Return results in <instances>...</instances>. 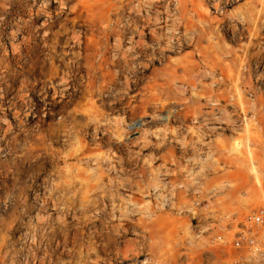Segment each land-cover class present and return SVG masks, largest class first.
I'll return each mask as SVG.
<instances>
[{
    "label": "rangeland",
    "instance_id": "1",
    "mask_svg": "<svg viewBox=\"0 0 264 264\" xmlns=\"http://www.w3.org/2000/svg\"><path fill=\"white\" fill-rule=\"evenodd\" d=\"M208 1L66 0L62 7L56 0H0V264H83L70 238L77 222L72 212L82 217L78 226L86 225L84 235L90 226L84 216L96 215L103 236L111 231L109 210L104 215L81 214V187L85 181L94 183L100 173L105 183L113 185L104 204L127 211L123 227L130 233L118 239L120 245L137 240L139 256L124 264H219L233 252L215 243L214 237L231 238L250 211L264 208V118L252 115L254 104L264 114V81L258 79L264 74V12L258 16L260 4L252 0H232L229 5L220 0L218 10L216 0ZM198 13L213 22L211 33L201 35ZM12 33L19 42L14 54ZM73 34L104 44L109 60L114 43L121 41L123 48L128 47L131 37L134 42L144 40L154 53L127 64L119 61L116 89L112 94L110 89L95 93L97 123L84 111L89 99L81 92L86 85L84 61L70 62L73 54L66 51V45L74 42ZM170 35L175 36L174 50H167ZM209 42L219 45L220 51L207 49ZM150 59V70L143 71L142 64ZM188 62L195 66L194 75L211 72L193 80L194 91L183 70ZM63 63L70 67L69 93L76 94L71 98L52 93V71L63 68ZM132 67L136 75L129 73ZM165 75L181 85V93L167 101L177 114L169 126L157 120L146 127L151 144L144 148L138 133L126 139L116 130L115 120L147 122L148 116L157 113L164 118L168 107L162 112L148 109L146 114L132 107L142 97L158 94L162 89L149 85L156 78L164 83ZM125 76L133 82L128 94L131 105L127 100L116 105L124 93ZM78 102L85 113L73 119ZM243 107L245 116L240 113ZM163 129L167 130L165 140ZM37 132L41 139L34 151ZM236 142L238 150L233 149ZM75 147L82 151L79 159L68 156ZM43 201L44 212L40 210ZM39 214L50 216V222L36 223ZM98 256L115 258L113 254Z\"/></svg>",
    "mask_w": 264,
    "mask_h": 264
},
{
    "label": "bare ground",
    "instance_id": "2",
    "mask_svg": "<svg viewBox=\"0 0 264 264\" xmlns=\"http://www.w3.org/2000/svg\"><path fill=\"white\" fill-rule=\"evenodd\" d=\"M62 7H65V1L66 0H56ZM210 1V0H209ZM208 1V2H209ZM245 1V0H243ZM256 6L257 4H260L261 9H259L257 11L258 16H261L262 13L264 12V0H252ZM9 2V1H8ZM19 2V1H18ZM149 2V1H147ZM232 2V0H225V4L229 5ZM238 2V1H237ZM68 3V2H67ZM146 4V3H145ZM220 0H216V2L214 3V8L216 10H218L220 8ZM234 4V3H233ZM50 5V4H48ZM52 5V4H51ZM134 5V4H133ZM147 5V4H146ZM248 5V4H247ZM44 6V5H43ZM21 7V6H20ZM49 7V6H48ZM245 7V6H244ZM28 8V7H27ZM249 8V6H248ZM17 9V8H16ZM22 9V8H21ZM24 9V8H23ZM41 9V8H39ZM19 10V9H18ZM221 10V9H220ZM46 11V10H45ZM15 12V11H14ZM18 12V11H17ZM16 12V13H17ZM28 12V11H27ZM50 12V11H49ZM48 12V13H49ZM147 12V11H146ZM167 12V11H166ZM148 13V12H147ZM171 13V12H170ZM150 14V13H149ZM148 15V14H147ZM198 19L199 22L203 23L202 29H201V35H207L208 33L212 32V21L209 20V18L206 17V15L198 13ZM19 16V15H17ZM44 16V15H43ZM47 16V15H46ZM244 16V15H243ZM16 17V16H15ZM148 18L150 16H147ZM157 17V15L155 16ZM52 18V17H51ZM147 18V19H148ZM159 18V17H158ZM168 18V17H167ZM87 19V18H86ZM145 19V18H144ZM25 20V18L23 19ZM22 20V21H23ZM50 20V19H49ZM128 20V19H126ZM150 20V19H149ZM152 20V19H151ZM157 20V19H156ZM32 21V20H31ZM34 21V20H33ZM166 21V20H165ZM43 22V21H42ZM155 22V21H154ZM243 22V21H242ZM241 22V23H242ZM235 23V22H234ZM20 24V23H19ZM29 24V23H28ZM27 24V25H28ZM147 24H151V23H147ZM218 24V23H217ZM227 24V23H226ZM43 25H47L46 21L43 22ZM51 25V24H50ZM229 25V24H228ZM3 26V25H2ZM22 26V25H21ZM25 26V25H24ZM166 26V25H165ZM223 26V25H222ZM234 26V25H233ZM19 27V26H18ZM26 27V26H25ZM171 27V26H169ZM176 27V26H175ZM6 28V27H5ZM48 28V27H47ZM166 28V27H165ZM231 28V27H230ZM237 28V27H236ZM13 29V28H12ZM26 29V28H25ZM31 28H29L30 30ZM101 30V29H100ZM140 30V28H139ZM155 30V29H154ZM168 30V29H165ZM176 30V29H175ZM2 31V30H1ZM24 31V30H23ZM47 31V30H46ZM178 31V30H177ZM13 32V31H12ZM49 32V30H48ZM229 32V31H228ZM20 33V32H19ZM26 33V32H25ZM43 33L45 34L44 30ZM145 33V32H144ZM156 33V32H155ZM154 33V34H155ZM5 34V33H4ZM13 34V33H12ZM31 34V33H30ZM29 34V35H30ZM46 35V34H45ZM44 35V36H45ZM133 35V34H132ZM13 40L12 42H10V50L11 53L14 54L17 51L18 48V44L19 42H15L16 37L14 36V34L12 35ZM21 36V35H20ZM88 36V35H87ZM130 36V35H129ZM142 33L138 34V37L141 38ZM25 37V36H24ZM23 37V38H24ZM28 37V35L26 36ZM74 42L72 44H67L66 45V51L69 53L73 54V60L71 59L70 62H78L80 60L84 61L85 64V72H86V85L84 88V91H81L84 95H87L89 97L88 99V107L84 109L85 112L88 113L89 116H91V120L96 122L97 121V116L99 114L98 110L95 107V93L96 92H101L103 90L108 91L110 89V91L108 92L109 94H112L115 86H116V81L119 79V76L121 74L120 70L117 69V67H119V61L123 60V62L125 64H127L129 61L134 62L137 58L141 57V56H145L147 55V53L149 54H154L153 51H151L147 46H145L143 44L144 40H136V42L133 41V38H130V45L128 47L123 48V46L120 44V42H115V46H114V52L112 53V57L111 59H107V57L105 56V54L107 53L108 48L104 45L101 44L99 42H93L91 40H81L80 36L78 34H73L72 36ZM118 37V36H117ZM174 35H170L169 36V44H168V48L167 50H172V40L174 39ZM21 38V39H23ZM124 38V37H123ZM28 40V38H25ZM102 39V38H101ZM117 40V39H116ZM1 41V40H0ZM5 41V40H4ZM118 41V40H117ZM143 41V42H142ZM180 41V40H179ZM3 42V41H2ZM24 42V41H22ZM29 42V41H28ZM59 42V41H58ZM114 42V41H113ZM147 43V42H146ZM168 43V41L166 42V44ZM25 44V43H24ZM30 44V43H29ZM61 44V43H60ZM126 44V43H125ZM151 45V44H150ZM217 45V44H216ZM212 45L211 42L208 43L207 49H211L215 50L216 52H219L220 50V46L219 45ZM7 46V45H6ZM61 46V45H60ZM154 46V45H153ZM159 46V45H158ZM163 46V45H162ZM26 47V46H25ZM156 47V46H155ZM164 47V46H163ZM1 48V47H0ZM20 48V47H19ZM27 48V47H26ZM179 48V47H178ZM54 50V49H53ZM174 50V49H173ZM4 51V50H3ZM8 51V50H7ZM6 52V51H5ZM21 52V51H20ZM63 52V51H62ZM159 52V51H158ZM7 54V53H6ZM20 54V53H19ZM63 54V53H62ZM117 54L119 55V58H117ZM9 55V54H8ZM58 55V54H57ZM218 55V54H217ZM7 56V55H6ZM16 56V55H14ZM66 56V55H65ZM150 56V55H147ZM219 56V55H218ZM264 56V55H263ZM21 57V55H20ZM131 57H133L131 59ZM156 57V56H155ZM10 58V57H9ZM14 58V57H13ZM16 58V57H15ZM68 58V57H67ZM163 58V57H162ZM66 59V58H65ZM164 59V58H163ZM254 60V59H253ZM54 61H58L57 59H55ZM65 61V60H64ZM63 61V62H64ZM67 61V60H66ZM237 62V60H236ZM65 63V62H64ZM63 63V64H64ZM142 63V62H141ZM153 61L152 59L149 60L148 63H143L142 64V68L144 69L143 71H147L150 70V66L152 65ZM69 64V63H68ZM255 64V63H254ZM78 65V63H77ZM5 67V66H4ZM55 67V66H54ZM61 67H56L54 68V72L52 71V84L53 86L52 88V93L53 96H57L58 94L62 97H66L67 98H71L72 96L76 95V94H70L69 93V88H70V72H69V66L67 64H64ZM264 67V66H263ZM52 70V69H51ZM142 70V69H141ZM183 70L186 76L189 77V79L191 80L190 82H192V91L195 90V86L193 84V80H197L199 77H203L206 75H210L211 72L210 71H203L201 72V74L199 76L194 75V71H195V66L191 63H187L186 65H183ZM201 70V69H200ZM262 70V69H261ZM264 70V69H263ZM45 71V70H44ZM43 71V74H44ZM140 71V70H139ZM129 73L131 74H137V70L134 69V67H132V70H129ZM256 73V72H255ZM51 74V73H50ZM49 74V75H50ZM130 74V75H131ZM259 75V74H258ZM22 76V75H21ZM42 76V75H41ZM161 77V76H159ZM28 78V77H27ZM173 78V77H172ZM72 79V78H71ZM158 78H156L154 80V83L149 85V88L154 89V88H161L162 90H160V92L158 94H154V93H150V95L146 96V97H142L141 100L139 101V104L134 105L132 107V110L135 109H141L143 114H146L147 110H151L153 112L160 110V112H162L164 109H166L169 105V103L167 102L169 99L174 98L176 96V94L178 92L181 93V85H174V79L169 80L168 76L165 75L163 76V81L164 83L158 82L157 80ZM258 79L261 81H264V74L258 76ZM50 80V79H49ZM74 80V79H73ZM20 81V80H19ZM27 81V80H26ZM23 82V81H22ZM46 82V81H44ZM73 82V81H72ZM20 83V82H19ZM50 83V82H49ZM132 80L129 79L128 76L124 77V85H125V89H124V93L123 95L120 97H118L119 100H115L114 104H123V101H126L125 103L128 105H131V101H130V97H128L129 91L133 89V84H132ZM51 84V85H52ZM46 85V83H45ZM50 85V84H49ZM174 85V86H173ZM2 86V85H1ZM25 86V85H24ZM22 86V87H24ZM20 87V86H19ZM26 88V87H25ZM76 88V87H75ZM42 89V88H41ZM40 89V90H41ZM166 89H168L167 91H165ZM18 90V89H17ZM24 90V89H23ZM72 91V90H71ZM19 92V90H18ZM80 92V93H81ZM3 93V91L1 92ZM24 92H22L23 94ZM194 93V92H193ZM19 94V93H18ZM25 94V93H24ZM39 94V93H38ZM1 95V94H0ZM115 95V94H113ZM116 97V96H115ZM163 97L164 100L163 101ZM63 98V100H64ZM98 98V97H97ZM23 99V98H22ZM96 99V98H95ZM101 100V99H99ZM1 101V100H0ZM17 101V100H16ZM111 101V100H110ZM239 101H241V99H239ZM114 102V101H113ZM1 103V102H0ZM60 103V102H59ZM201 103V102H200ZM260 106H263V101L260 100L259 101ZM1 105V104H0ZM66 105V104H65ZM113 105V104H112ZM172 105V104H171ZM254 108L252 111V115L253 117H257V118H264V114L262 113L263 111L261 109L256 108V104H254ZM12 106V105H11ZM21 106H23L21 104ZM26 106V105H25ZM173 106V105H172ZM192 106V104L189 106ZM10 107V106H9ZM82 104L80 102H78L77 104V108L73 110V119L80 117L82 112H84L82 110ZM21 108V107H20ZM64 108V106H63ZM193 109V107H192ZM223 111V109H221ZM18 111V110H17ZM21 111V110H20ZM23 111V110H22ZM63 111V110H62ZM166 115L163 117L160 116V114H153L148 116L149 121H133V122H129V123H125L123 120L121 119H117L115 120L116 124H117V128L116 130L121 134V135H125L126 139L131 140L130 136L132 134L138 133V137L140 142L143 144L142 146L144 148H147L150 146V142L147 140V135L148 133L146 132V127L149 125H152L155 121L160 120L161 122H163V124L165 123V125H168L171 121L175 120L174 117L177 114V109L176 108H167L166 110ZM247 110L242 109V111L240 112L241 114H243L244 116L246 115ZM84 112V113H85ZM221 112V111H220ZM26 113V112H24ZM44 113V112H43ZM15 114V112H14ZM17 114V113H16ZM46 114V113H45ZM223 114L227 116V112L224 110ZM230 114V113H229ZM181 115V114H180ZM221 115V114H220ZM104 116V115H103ZM187 116V115H186ZM5 117V116H4ZM7 117V116H6ZM54 117V116H53ZM122 117V116H121ZM215 117V116H214ZM223 117V116H221ZM116 118V117H115ZM224 118L226 119L227 117L224 116ZM65 119V118H64ZM143 119V118H142ZM218 119V118H216ZM231 119V118H230ZM43 120V119H42ZM68 120V119H67ZM125 120V119H124ZM222 120V119H221ZM7 121V119H6ZM22 121V120H21ZM73 121V120H72ZM75 121V120H74ZM82 121V120H81ZM224 121V120H223ZM228 121V120H227ZM233 121V120H232ZM12 121H10L11 123ZM40 122V121H38ZM114 122V121H111ZM128 122V121H127ZM209 122V121H208ZM217 122V121H216ZM226 122V121H225ZM229 122V121H228ZM2 123V118H0V126ZM7 123V122H6ZM24 123V122H23ZM67 123V122H66ZM74 123V122H72ZM71 123V124H72ZM81 123V122H80ZM97 123V122H96ZM22 124V123H21ZM45 124V123H44ZM47 124V123H46ZM233 124V123H232ZM43 125V124H42ZM65 125V124H64ZM106 125V124H105ZM172 125V124H171ZM177 125V124H176ZM40 125L38 124L37 127H39ZM81 126V125H80ZM94 125V130L97 128V126ZM169 126V125H168ZM114 127V126H113ZM173 127V126H172ZM177 127V126H176ZM181 127V126H180ZM2 128V127H1ZM8 128V126H7ZM81 128V127H80ZM99 128V127H98ZM165 128V127H164ZM179 128V127H178ZM106 129V128H103ZM151 129V128H150ZM170 129V128H169ZM6 130V127H5ZM93 130V131H94ZM98 130V129H97ZM110 131H112L111 129H109ZM7 131V130H6ZM41 131V130H40ZM67 131V130H66ZM108 132V131H107ZM149 132V131H148ZM68 133V132H67ZM102 133V131H101ZM104 133V132H103ZM113 133V132H112ZM159 133V132H157ZM156 133V134H157ZM163 140L166 139L167 137V130L163 129ZM24 134V133H23ZM55 134V133H54ZM27 135V134H26ZM37 132L36 137L33 140V150L37 151L38 150V145H40V135ZM43 135V133H42ZM69 135V133H68ZM72 135V134H71ZM94 135V134H93ZM102 135V134H101ZM104 135V134H103ZM151 135V134H150ZM161 136V135H160ZM25 137V136H24ZM45 137V135H44ZM49 137V136H48ZM98 137V136H97ZM124 137V136H123ZM157 137V136H156ZM60 138V137H59ZM58 138V139H59ZM67 138V137H66ZM105 138V137H104ZM176 138V137H175ZM23 139V138H22ZM74 139V138H73ZM154 139V138H153ZM25 140V139H23ZM65 140V139H64ZM113 141V140H112ZM8 142V141H7ZM82 142V141H81ZM117 142V141H116ZM115 142V144H116ZM119 142V141H118ZM117 142V143H118ZM99 143V142H98ZM106 143V142H105ZM154 143V142H153ZM61 144V143H60ZM121 144V143H120ZM55 145V144H54ZM161 144L157 143L156 146H158ZM29 146V145H28ZM116 146V145H115ZM134 146V145H133ZM158 146V147H160ZM240 147V144L238 142H236V144L233 146L234 150H238ZM5 149V148H4ZM127 149V148H126ZM136 149V148H135ZM124 150V149H123ZM140 152V151H139ZM155 152V151H154ZM82 153V151H79V149L77 147L73 148L70 153L68 154L69 157H73V158H77L79 159V155ZM127 157V156H126ZM99 159L102 161L103 159L101 157H99ZM117 160V159H116ZM119 160V158H118ZM122 160V159H121ZM124 160V159H123ZM132 160V159H131ZM126 161V160H125ZM131 165V164H130ZM122 167H124L122 165ZM118 170V169H117ZM124 170V169H123ZM131 170V169H130ZM115 171V169H114ZM1 173V172H0ZM69 173V172H68ZM119 175V174H118ZM46 177H44L45 179ZM1 179V178H0ZM104 176L100 173L97 177V179L95 180L94 183H87V181H85L84 185L81 188H84L83 191L80 190V198H81V203L80 204V208H81V214L84 213H99L100 215H104L107 213V211L109 210L110 214H111V218L110 221L108 222V225L111 228L110 232H107L106 236H103L101 234L100 228L99 226H97V222H98V218L96 217V215L87 217L84 216V219H86L85 221H90V226L88 227V231L86 233V235H84V228H86V225H84L83 227L78 226L79 222L82 221V217L77 215V212L74 211L72 212V216L73 219L76 220L77 222L75 223L74 226V232L71 235V240L73 241V245L75 247L78 248L79 250V255H81L82 257V261L83 264H124L127 263L130 260H134L135 257L139 256L140 252L136 249V245H137V240H127L124 242V244L120 245L118 239H122L124 237H126L130 232L124 228L123 226L125 225L123 222H125V217H126V210H122V208H116V205H112L110 207V209H108L107 205L108 204H104L106 199H108V190L109 188H111L112 182L110 181L109 184L104 182ZM160 181V180H159ZM158 181V182H159ZM46 183V182H45ZM65 185H71L69 182L64 181L63 182ZM62 183V184H63ZM150 183V182H149ZM61 183L58 182L55 184L56 187H58V185H60ZM151 184V183H150ZM153 184V183H152ZM161 184V183H160ZM45 185V184H44ZM43 185V186H44ZM82 185V184H81ZM154 186L156 184H153ZM153 185H151L150 187H154ZM46 186V185H45ZM1 187V186H0ZM41 187V186H40ZM77 187V186H76ZM79 187V186H78ZM42 188V187H41ZM46 188V187H45ZM50 188V187H49ZM156 188V187H155ZM37 189V188H36ZM47 189V188H46ZM34 190V189H33ZM59 190V189H58ZM35 192V191H34ZM39 192V191H38ZM41 192V191H40ZM51 192V191H49ZM62 193V192H61ZM60 193V194H61ZM112 193V192H111ZM49 193H47V196ZM34 195V194H33ZM45 195V194H44ZM63 195V194H62ZM57 196V193H56ZM55 196V197H56ZM65 196V195H64ZM6 197V196H5ZM37 197V196H34ZM51 197V196H50ZM60 197V196H59ZM53 198V197H52ZM33 199V198H32ZM57 199V198H56ZM35 200V199H34ZM42 200V199H41ZM53 200V199H52ZM70 200V199H69ZM111 200L114 201V195L111 196ZM55 202V200H53ZM58 201V200H57ZM144 202V201H143ZM142 202V203H143ZM32 203V202H31ZM46 202H42V207L40 208V210L42 212H44V204ZM57 203V202H56ZM61 202H59L60 204ZM66 203V201H65ZM73 203V202H72ZM103 203V204H102ZM147 203V202H146ZM41 204V203H40ZM57 205V204H56ZM65 205V204H64ZM70 205V203H69ZM147 205V204H146ZM39 206V205H38ZM55 206V204H54ZM61 206V205H60ZM46 207V206H45ZM57 207V206H56ZM63 207V206H62ZM65 207V206H64ZM71 207V206H70ZM69 207V208H70ZM131 207V206H130ZM139 207V206H138ZM145 207V205L143 206ZM73 208V207H72ZM74 209V208H73ZM58 210V209H57ZM67 210V209H66ZM59 211V210H58ZM68 211V210H67ZM33 212V211H32ZM139 212V211H138ZM40 213V212H39ZM91 213V214H92ZM130 213V210H129ZM128 213V214H129ZM132 213V212H131ZM59 214V213H58ZM143 215V214H142ZM128 216V215H127ZM129 217V216H128ZM68 219V218H67ZM50 216H44L42 214H39L36 216V223L41 224L42 226H45L46 224H48L50 222ZM73 220V221H74ZM107 220V219H106ZM118 220L119 223L115 225H110L112 222ZM31 221V220H30ZM51 224V223H50ZM106 224V223H105ZM36 225V224H34ZM62 227H66L65 222L61 223ZM60 225V226H61ZM53 227H55L53 225ZM105 227V226H104ZM107 227V226H106ZM57 228V226H56ZM14 229V228H12ZM24 229V228H23ZM36 229V228H35ZM108 229V227H107ZM27 230V229H26ZM68 230V229H67ZM70 230V229H69ZM13 231V230H12ZM22 231V230H20ZM53 231V230H52ZM66 231V229H65ZM64 231L63 234V240L67 239V233ZM71 231V230H70ZM138 232V231H137ZM63 233V231H62ZM136 233V232H135ZM153 234V231H152ZM12 235V234H11ZM159 235V234H158ZM32 237V236H31ZM45 237V236H44ZM132 237V236H131ZM62 238V237H61ZM134 238V237H133ZM13 239V238H12ZM28 239V238H27ZM36 239V238H35ZM45 239V238H44ZM135 239V238H134ZM18 241V240H17ZM22 241V240H21ZM62 241V240H61ZM71 241V242H72ZM34 242V241H33ZM12 243V242H11ZM40 243V241H39ZM65 243V242H64ZM27 244V243H26ZM36 245V244H35ZM55 245V244H54ZM61 245V244H60ZM69 245V244H68ZM10 246V245H9ZM15 246V245H14ZM31 247V245H29ZM11 247V246H10ZM65 247V246H64ZM70 247V246H69ZM68 247V248H69ZM74 247V248H75ZM143 247V245L141 246ZM37 248V247H36ZM73 248V249H74ZM139 248V247H138ZM64 249V248H63ZM70 249V248H69ZM142 249V248H141ZM10 251V250H9ZM61 251V250H59ZM66 252V251H65ZM9 253V252H8ZM64 253V252H63ZM10 254V253H9ZM8 254V255H9ZM76 254V253H74ZM98 254H103L105 256H110V255H114L115 258L112 259L107 258V259H101V257L99 258ZM42 255V254H41ZM13 256V255H12ZM143 256V255H142ZM76 257V255H75ZM33 258V257H32ZM35 258V256H34ZM42 259V258H39ZM50 260V259H49ZM77 260V259H76ZM136 260V259H135ZM43 261V260H42ZM106 261V263H104ZM52 262V261H51ZM135 262V261H134ZM41 263V262H40ZM136 263V262H135ZM24 264V263H22ZM26 264V262H25ZM50 264V263H49ZM54 264V263H53Z\"/></svg>",
    "mask_w": 264,
    "mask_h": 264
},
{
    "label": "built area",
    "instance_id": "3",
    "mask_svg": "<svg viewBox=\"0 0 264 264\" xmlns=\"http://www.w3.org/2000/svg\"><path fill=\"white\" fill-rule=\"evenodd\" d=\"M264 208L250 211L236 227L231 238L214 237V241L233 252L219 264H264Z\"/></svg>",
    "mask_w": 264,
    "mask_h": 264
}]
</instances>
